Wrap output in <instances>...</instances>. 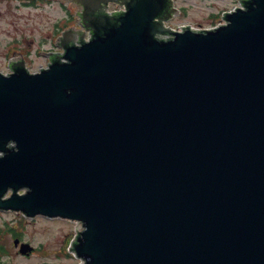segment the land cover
Segmentation results:
<instances>
[{
	"label": "water",
	"instance_id": "obj_1",
	"mask_svg": "<svg viewBox=\"0 0 264 264\" xmlns=\"http://www.w3.org/2000/svg\"><path fill=\"white\" fill-rule=\"evenodd\" d=\"M67 1L91 40L0 73V209L81 221L84 264H264V0L183 32Z\"/></svg>",
	"mask_w": 264,
	"mask_h": 264
},
{
	"label": "rangeland",
	"instance_id": "obj_2",
	"mask_svg": "<svg viewBox=\"0 0 264 264\" xmlns=\"http://www.w3.org/2000/svg\"><path fill=\"white\" fill-rule=\"evenodd\" d=\"M234 3L235 0H176V4L184 8L185 15L174 18L169 25L209 26L213 11L223 10ZM63 17L64 12L58 3L29 8L22 6L19 0H0V70H7L12 48L20 55L30 53L26 64L31 70L44 64V54L36 49L48 47L47 35L54 33L55 25ZM78 226L79 223L65 219L41 215L27 218L21 212L0 210V264H78L79 260L63 253L69 251ZM11 228L20 231L21 242L28 243L33 251L27 255L19 252V245L13 244L15 237Z\"/></svg>",
	"mask_w": 264,
	"mask_h": 264
},
{
	"label": "flooded vegetation",
	"instance_id": "obj_3",
	"mask_svg": "<svg viewBox=\"0 0 264 264\" xmlns=\"http://www.w3.org/2000/svg\"><path fill=\"white\" fill-rule=\"evenodd\" d=\"M20 1H21V3H23L25 6H28V7H30V8H40V6H41V4H42L40 0H20ZM55 2H57V0L54 1V2H48V4H53V3H55ZM58 4L61 6V8H62V10H63V12H64V18H63V20H62L63 22L60 23V24H62V25L67 24V26H70L71 23L74 22V19L72 18V11L75 9V8H74L75 6H74L73 4L66 3V2L62 3L61 1H59ZM105 10H106V8H104L103 11H105ZM167 12H170V15H171V16H172V14H174V11H173L172 7H169ZM183 14H184V12H183V10L181 9V10H180V13H179L177 16H175L174 18L176 19V18H178V17H180V16H183ZM214 17H215V13L213 12V18H214ZM62 25H61V26H62ZM81 25H82V27H83L84 29H87V27H85L86 23L84 22V19H83V18H81ZM72 27H74V26H72ZM58 28H59V26H56V28H55L54 31L58 30ZM69 31H70V30H69ZM71 34H72V32L70 31V33L68 34V37H67L68 39H69V37L71 36ZM48 35H50V34H48ZM48 35H47V36H48ZM62 43H65V42L62 41Z\"/></svg>",
	"mask_w": 264,
	"mask_h": 264
}]
</instances>
